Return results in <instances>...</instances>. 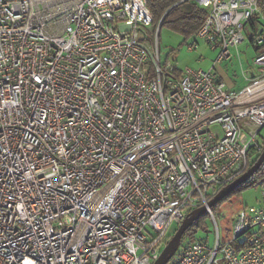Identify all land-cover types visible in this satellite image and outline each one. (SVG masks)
<instances>
[{"label": "built area", "instance_id": "built-area-1", "mask_svg": "<svg viewBox=\"0 0 264 264\" xmlns=\"http://www.w3.org/2000/svg\"><path fill=\"white\" fill-rule=\"evenodd\" d=\"M150 1L0 0V264H154L202 207L216 244L187 238L168 264H264V162L229 242L209 208L264 150V32L259 76L229 91L161 61ZM190 1L189 51L202 39L215 65L264 21V0Z\"/></svg>", "mask_w": 264, "mask_h": 264}, {"label": "rangeland", "instance_id": "rangeland-1", "mask_svg": "<svg viewBox=\"0 0 264 264\" xmlns=\"http://www.w3.org/2000/svg\"><path fill=\"white\" fill-rule=\"evenodd\" d=\"M255 31L252 26L248 24L245 29L246 41L239 46V56L236 55V51L233 54L235 57L232 61L225 62L217 69L224 74L227 79H232L238 82L239 86L246 84V76L250 78V71H254L258 74L259 70L253 65L252 58L255 55V51L250 45V38L255 32H264V26L260 21L254 20ZM196 36H186L181 32H177L169 26H163L158 32V42L160 48L161 61L163 63L169 62L179 70H185L187 68L203 69L209 71L212 69L214 62L216 61L219 50L212 51L202 39L198 40V46L195 50L189 51V45L195 43ZM261 142H264V128L258 136ZM258 154H252L251 162L257 159ZM243 187L239 192L230 196L225 202L212 208V212L215 217L219 219V233L222 243H227L233 239V226L234 218L237 213L246 206L256 205L262 198V188L259 186V182H253ZM178 225H172L168 237L169 240L175 235L178 230ZM186 236L183 237L182 244L177 251L174 258L181 253L183 247L188 244ZM208 239V244L213 246L216 244L217 230L207 215L203 220L201 226L197 227L195 237L192 242L198 240ZM242 240V239H241ZM164 249V248H163ZM162 249V250H163ZM173 258V259H174Z\"/></svg>", "mask_w": 264, "mask_h": 264}, {"label": "trees", "instance_id": "trees-1", "mask_svg": "<svg viewBox=\"0 0 264 264\" xmlns=\"http://www.w3.org/2000/svg\"><path fill=\"white\" fill-rule=\"evenodd\" d=\"M149 7L154 14V23L156 26L162 21L161 28L163 26H169L173 30L181 32L186 36L195 35L205 20V11L190 0H152L149 2ZM261 177V172L258 171V173H256L251 179L253 180L252 183L259 182ZM250 181L239 187L230 196L236 194L243 187L250 184ZM229 197L221 201L219 204L225 202ZM206 216L207 214L199 218L186 232L185 236L189 238V242L194 239L197 227L201 226Z\"/></svg>", "mask_w": 264, "mask_h": 264}, {"label": "water", "instance_id": "water-1", "mask_svg": "<svg viewBox=\"0 0 264 264\" xmlns=\"http://www.w3.org/2000/svg\"><path fill=\"white\" fill-rule=\"evenodd\" d=\"M182 3V2H180ZM264 162V150L258 160L253 164V166L240 178L235 180L233 183L223 188L210 202L209 208H213L218 205L221 201L229 197L235 190L239 187L248 183L255 175L258 173L262 163ZM207 209L205 207L199 208L191 212L182 225L178 228L175 235L168 242L167 246L163 250L161 256L154 264H168L169 261L176 255L179 250L183 237L186 232L193 226V224L205 215Z\"/></svg>", "mask_w": 264, "mask_h": 264}, {"label": "crops", "instance_id": "crops-1", "mask_svg": "<svg viewBox=\"0 0 264 264\" xmlns=\"http://www.w3.org/2000/svg\"><path fill=\"white\" fill-rule=\"evenodd\" d=\"M261 23V25L262 26H264V21H261L260 22ZM250 25L252 26V28H253V30L255 31V25H254V21H252L251 23H250ZM253 36V35H252ZM252 36H251V38H250V45L252 46V48L254 49V51H255V55H254V57L252 58V60H253V65H254V67H256L255 66V64H254V58L257 56V54H258V50H257V48L255 47V45H254V43H253V41H252ZM246 41V40H245ZM245 43V42H244ZM206 44V43H205ZM207 45V44H206ZM208 46V45H207ZM209 47V46H208ZM210 48V47H209ZM211 49V48H210ZM212 50V49H211ZM235 52H237L236 53V55H238L239 56V48H232L231 49V57L228 59V60H225V61H223L222 63H220V64H218V65H213V67H212V69L215 71V73L218 75V77H220L221 79H222V81L226 84V87H227V89L229 90V91H239V90H241V89H243L244 87H246L254 78H256V77H258L259 76V73L260 72H258V74H255V72L254 71H250V78H248L247 77V74L249 73V72H247V73H244V75L246 76V84H244V85H242V86H239V84H238V82H235L234 80H233V78L232 79H227V77L224 75V74H222V72L221 71H219L218 69H217V66L218 67H220V66H222L225 62H229V61H232V59L235 57V55L233 54V51ZM212 51H216V50H212ZM177 69V68H176ZM178 71H183V70H179V69H177ZM256 70H257V67H256Z\"/></svg>", "mask_w": 264, "mask_h": 264}]
</instances>
